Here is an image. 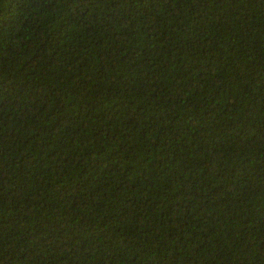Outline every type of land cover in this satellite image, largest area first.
Here are the masks:
<instances>
[{"label": "trees", "instance_id": "obj_1", "mask_svg": "<svg viewBox=\"0 0 264 264\" xmlns=\"http://www.w3.org/2000/svg\"><path fill=\"white\" fill-rule=\"evenodd\" d=\"M0 264H264V0H0Z\"/></svg>", "mask_w": 264, "mask_h": 264}]
</instances>
